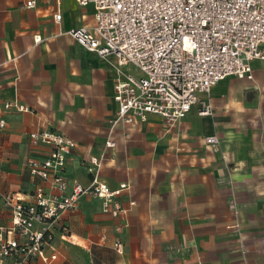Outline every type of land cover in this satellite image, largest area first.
Masks as SVG:
<instances>
[{
	"label": "crops",
	"instance_id": "obj_1",
	"mask_svg": "<svg viewBox=\"0 0 264 264\" xmlns=\"http://www.w3.org/2000/svg\"><path fill=\"white\" fill-rule=\"evenodd\" d=\"M26 2L0 0V225L11 222L2 194L29 199L42 182L28 161L50 147L30 133L48 128L76 142L61 171L70 192L91 181L85 165L104 150L118 106L113 69L68 32L94 24L93 5L62 0L56 23L55 0ZM253 69L254 80L232 75L213 86L212 114L195 105L170 131L154 114L117 125L99 177L114 189L129 184L118 196L127 211L114 218L83 195L63 215L66 235L46 247L55 264H264V62ZM208 135L219 138L218 152Z\"/></svg>",
	"mask_w": 264,
	"mask_h": 264
},
{
	"label": "built area",
	"instance_id": "obj_2",
	"mask_svg": "<svg viewBox=\"0 0 264 264\" xmlns=\"http://www.w3.org/2000/svg\"><path fill=\"white\" fill-rule=\"evenodd\" d=\"M61 1L55 0L56 23L62 19ZM76 1L93 5L94 24L68 32L113 69L117 112L109 121L104 150L85 165L91 181L73 182L70 192L61 171L76 142L48 128L30 133L31 143H45L50 151L42 160L28 161L29 172L42 181L29 199L2 194L11 222L0 225V264H55L56 250L48 254L46 247L57 233L66 235L63 215L76 211L83 195L102 200V213L114 218L127 211L118 196L129 184L114 189L99 177L107 149L117 145L113 138L117 125L130 126L154 114L170 131L195 105L201 114H212L213 86L232 75L254 80L253 61L264 62V0ZM35 4L27 0L25 6ZM40 39L35 36L36 42ZM12 106L28 109L16 102L4 107ZM6 126L0 114V131ZM206 141L213 151L220 150L215 135L206 136ZM114 244L121 250L119 240Z\"/></svg>",
	"mask_w": 264,
	"mask_h": 264
}]
</instances>
